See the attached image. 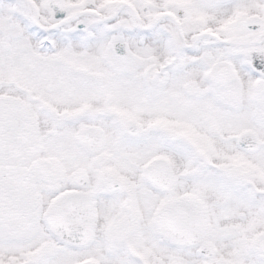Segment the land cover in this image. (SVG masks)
I'll return each instance as SVG.
<instances>
[{"label": "snow or ice", "instance_id": "snow-or-ice-1", "mask_svg": "<svg viewBox=\"0 0 264 264\" xmlns=\"http://www.w3.org/2000/svg\"><path fill=\"white\" fill-rule=\"evenodd\" d=\"M0 264H264V0H0Z\"/></svg>", "mask_w": 264, "mask_h": 264}]
</instances>
